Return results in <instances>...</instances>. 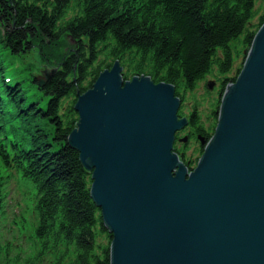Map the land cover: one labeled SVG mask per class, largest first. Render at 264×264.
<instances>
[{
	"label": "trees",
	"instance_id": "trees-1",
	"mask_svg": "<svg viewBox=\"0 0 264 264\" xmlns=\"http://www.w3.org/2000/svg\"><path fill=\"white\" fill-rule=\"evenodd\" d=\"M257 1L0 0V225L11 181L31 193L24 244L0 242V264H111L113 235L92 198V171L69 143L79 95L116 60L127 66L124 80L148 73L179 98L213 71L225 91L241 71L229 77L233 44L249 50L264 24L263 13L251 25ZM34 52L57 70L43 89L24 62Z\"/></svg>",
	"mask_w": 264,
	"mask_h": 264
},
{
	"label": "water",
	"instance_id": "water-1",
	"mask_svg": "<svg viewBox=\"0 0 264 264\" xmlns=\"http://www.w3.org/2000/svg\"><path fill=\"white\" fill-rule=\"evenodd\" d=\"M180 107L174 85L126 81L120 60L78 97L69 143L92 171L111 264H264V24L195 169L174 148Z\"/></svg>",
	"mask_w": 264,
	"mask_h": 264
},
{
	"label": "rangeland",
	"instance_id": "rangeland-1",
	"mask_svg": "<svg viewBox=\"0 0 264 264\" xmlns=\"http://www.w3.org/2000/svg\"><path fill=\"white\" fill-rule=\"evenodd\" d=\"M256 10H257V15H256V18L254 19V21L251 23L252 26L258 24L259 19L262 17V15L264 13V0H258L257 1ZM61 41L68 44L69 48L75 46L73 40H71L67 35L64 36L61 39ZM237 45H239V46L237 47ZM75 51H77L76 47H75ZM249 51H250V49L248 50V49L244 48V46H242L241 44H233L232 53H233V59H234L235 65H234L233 71L229 75L230 78L236 77L238 71L240 69H242L245 58H246ZM66 52H67V48H66ZM2 53L5 55V57H8V55L6 54L7 52L3 51ZM9 60L17 63L19 65L20 69L24 68V63L22 62L24 60L21 59L22 61H20L16 57L15 58L9 57ZM24 62L29 66L31 72H33L34 76H36V79L37 78L38 79L39 78L46 79V75H44V73L45 72L51 73L54 70L53 66H49L44 62V60L41 58L40 53H38V52H34L31 56H29L27 58V61H24ZM121 64H122V61H121ZM126 70H127V66H125V67L123 66V72ZM141 76H148L152 79V77L148 73L141 75ZM47 77H48V75H47ZM224 79H225L224 77H220L217 72L213 71L212 74L207 75L206 79L204 81L200 82L194 90L185 88V90L180 91L182 95L179 98L181 101V107H180V110L178 112V115L180 114L182 116L181 117L179 116V117L181 119L185 118L188 121L187 117L189 116V114H191L192 116L197 114L198 118H200L199 120H201L202 127L209 132V135H211V138L213 137L216 126H217L216 114L218 116L219 106L221 105L220 102H221L222 97H223L224 92H225L224 90L222 91V82L224 81ZM210 84H212V85H210ZM177 97H179V96H177ZM179 136H182V134L181 133L178 134V137ZM2 137L5 140H6V138H10V137H7L6 135H3ZM0 142H1V140H0ZM182 143H184V142L181 140L179 141L177 139V141L175 143V147H176V150L178 149L180 151H183V149H184L185 158L187 160L186 161L183 160L180 156H179V159L187 167H189L190 165L197 167L196 163L198 162V159L201 158L203 151H204V148L206 147L207 143H205L203 147H201L198 140L193 141L191 143H188L186 146H184V144H182ZM2 169H3V166L0 164V171ZM11 190H12L13 196L11 195L10 199H12L13 197L14 198L22 197L23 193L20 191L21 189L15 188V186L13 184L11 186ZM13 210H15V208H13ZM3 225L4 224H2L1 226H3ZM4 230H5V232L2 229L0 230V233L2 235V236H0V240L8 241V240H10V237L8 235L7 227H5ZM1 243L3 244V242H1Z\"/></svg>",
	"mask_w": 264,
	"mask_h": 264
},
{
	"label": "flooded vegetation",
	"instance_id": "flooded-vegetation-1",
	"mask_svg": "<svg viewBox=\"0 0 264 264\" xmlns=\"http://www.w3.org/2000/svg\"><path fill=\"white\" fill-rule=\"evenodd\" d=\"M187 119H188V125L186 126V128L184 130H182L181 132L177 133L176 141H177V139L180 141L183 137L184 138L186 137L187 141L182 143V144H184V146H186L188 143H191L193 141H197L198 140V142L200 143L201 147H203L204 144L208 143L209 140H210L209 132L202 127L201 120L195 121L191 114H189ZM180 133L182 134V136L178 137V134H180ZM176 141H175V143H176ZM174 148H175V151H177V153L179 154V156L183 160L186 161L187 159L185 158L184 149H183V151H180L178 149L176 150L175 145H174ZM196 166H197V163H196ZM188 168L189 169H194L196 167H194L193 165H190Z\"/></svg>",
	"mask_w": 264,
	"mask_h": 264
},
{
	"label": "bare ground",
	"instance_id": "bare-ground-1",
	"mask_svg": "<svg viewBox=\"0 0 264 264\" xmlns=\"http://www.w3.org/2000/svg\"><path fill=\"white\" fill-rule=\"evenodd\" d=\"M107 75V74H106ZM76 133H74L72 136H71V139H70V144L71 142L73 141L74 137H75ZM179 155V154H178ZM85 164V163H84ZM86 165V164H85ZM195 169V168H194ZM89 170V169H88Z\"/></svg>",
	"mask_w": 264,
	"mask_h": 264
}]
</instances>
